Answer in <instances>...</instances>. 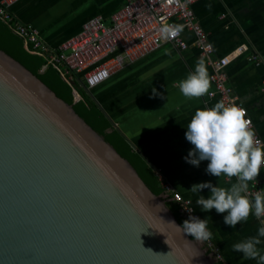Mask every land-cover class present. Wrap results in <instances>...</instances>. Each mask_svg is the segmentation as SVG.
<instances>
[{
  "label": "water",
  "instance_id": "water-1",
  "mask_svg": "<svg viewBox=\"0 0 264 264\" xmlns=\"http://www.w3.org/2000/svg\"><path fill=\"white\" fill-rule=\"evenodd\" d=\"M21 47L0 22V264H213Z\"/></svg>",
  "mask_w": 264,
  "mask_h": 264
},
{
  "label": "crops",
  "instance_id": "crops-1",
  "mask_svg": "<svg viewBox=\"0 0 264 264\" xmlns=\"http://www.w3.org/2000/svg\"><path fill=\"white\" fill-rule=\"evenodd\" d=\"M125 2L20 0L11 11L19 22L35 29L45 44L55 48L76 35L88 19H108ZM192 9L197 23L207 33L212 58L231 57L224 69L231 96L247 109L255 134L264 142V0H196ZM182 36L188 44L186 50L162 44L155 52L126 64L93 88L95 94L90 93L111 125L153 170L161 186H170L191 202L199 218L207 219L211 243L224 262L257 264L232 248L234 243L257 234L259 224L254 216L231 228L224 223L226 213L202 211L195 202L196 194L190 190L193 184L207 181L226 185L227 178L208 174L207 160L196 167L184 159L193 148L185 136L192 115L196 109L212 107L218 100L207 94L189 99L180 92L178 83L194 71L201 57L194 46L193 33L183 30ZM241 46L246 47V52L232 55ZM252 56L256 61H248ZM257 179L264 182V170H260ZM252 188L250 182L249 191ZM200 194L207 198L209 189ZM260 247L264 252V243Z\"/></svg>",
  "mask_w": 264,
  "mask_h": 264
},
{
  "label": "built area",
  "instance_id": "built-area-1",
  "mask_svg": "<svg viewBox=\"0 0 264 264\" xmlns=\"http://www.w3.org/2000/svg\"><path fill=\"white\" fill-rule=\"evenodd\" d=\"M18 1L20 0L0 2V20L22 39L24 49L29 54L37 55L46 62L42 68L49 64L59 72L71 87L74 101L81 99L75 82L82 83L90 92V89L120 71L126 64L146 57L162 44L169 43L180 51L186 50L188 44L182 36V31L186 30L193 33L194 46L210 68L212 90L207 96L242 107L246 110V118L252 121L253 126L249 112L231 96L226 82L224 69L231 57L228 55L212 58L213 51L207 40V33L197 23L192 9V4L196 0H126L108 19L101 16L88 19L76 35L63 40L55 48L45 44L31 26L24 25L16 19L11 8ZM162 21L179 25L182 31L168 41H161L158 28ZM246 50L244 46L238 47L232 55H241ZM248 61H256V57L252 56ZM256 137L263 142L258 135ZM261 170H264V166ZM252 185L250 191L264 189V182L258 179L257 184L253 181ZM163 188L165 191L163 198L170 197L172 201L177 202L185 219L192 215L198 216L188 199L172 191L170 186L165 185ZM200 242L213 263L226 264L210 239Z\"/></svg>",
  "mask_w": 264,
  "mask_h": 264
},
{
  "label": "clouds",
  "instance_id": "clouds-1",
  "mask_svg": "<svg viewBox=\"0 0 264 264\" xmlns=\"http://www.w3.org/2000/svg\"><path fill=\"white\" fill-rule=\"evenodd\" d=\"M181 31V26L162 21L159 39L168 41ZM177 86L189 99L208 94L211 82L204 57L198 58L194 71ZM186 128V139L193 148L185 161L198 167L207 160L208 174L227 178L226 185H213L211 181L193 184L190 190L196 194V204L205 212L215 209L217 213H226L224 223L231 228L254 216L259 224L257 234L234 243L232 248L245 259L264 264L260 247L264 243V189L249 191L250 182L257 184L256 178L264 166V142L256 137L246 110L220 100L212 107L196 109ZM205 188L209 189L207 198L200 194ZM207 223V219L192 215L181 226L174 224L196 240H208L212 232Z\"/></svg>",
  "mask_w": 264,
  "mask_h": 264
},
{
  "label": "trees",
  "instance_id": "trees-1",
  "mask_svg": "<svg viewBox=\"0 0 264 264\" xmlns=\"http://www.w3.org/2000/svg\"><path fill=\"white\" fill-rule=\"evenodd\" d=\"M0 22L2 21L0 20ZM3 24L10 29L5 23ZM15 36L21 41V49L25 53L30 56H37L29 54L24 49L22 39L17 35ZM45 63L46 62L41 57L37 56L28 62L29 71L32 75H35L47 87L64 99L68 104L72 105L81 117L88 122V124L113 148V150L130 163L136 173L149 186V188L157 196L164 197V188L161 186L160 181L157 176H155L153 170L136 152L133 151L122 134L111 125L106 115L97 105L94 97L87 90V88L82 85V83L75 82L76 89L81 96V99L74 101L71 87L63 80L59 72L53 66L47 64L44 68H42ZM165 200L167 208L171 211L178 223L182 225L186 219L181 215L178 203L169 200V197ZM189 237L191 241H197L191 235H189ZM206 256H209L208 252L206 253Z\"/></svg>",
  "mask_w": 264,
  "mask_h": 264
},
{
  "label": "rangeland",
  "instance_id": "rangeland-1",
  "mask_svg": "<svg viewBox=\"0 0 264 264\" xmlns=\"http://www.w3.org/2000/svg\"><path fill=\"white\" fill-rule=\"evenodd\" d=\"M92 93L95 94V90H93ZM201 247H202V245H201ZM202 249L204 250V248H202Z\"/></svg>",
  "mask_w": 264,
  "mask_h": 264
}]
</instances>
